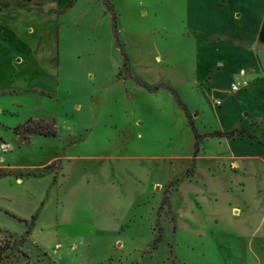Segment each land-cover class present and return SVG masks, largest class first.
<instances>
[{
	"label": "rangeland",
	"instance_id": "374dc122",
	"mask_svg": "<svg viewBox=\"0 0 264 264\" xmlns=\"http://www.w3.org/2000/svg\"><path fill=\"white\" fill-rule=\"evenodd\" d=\"M254 10L0 0V264H264Z\"/></svg>",
	"mask_w": 264,
	"mask_h": 264
},
{
	"label": "crops",
	"instance_id": "0c3cea01",
	"mask_svg": "<svg viewBox=\"0 0 264 264\" xmlns=\"http://www.w3.org/2000/svg\"><path fill=\"white\" fill-rule=\"evenodd\" d=\"M255 6V15L253 16V24L256 27V33L254 37H247V50L248 54L243 53L242 56L238 58L240 65L247 64V67L250 69L253 76H262L264 78V50H256L257 44L264 45V0H263V8H261V4L258 0H254ZM262 11V17H260L259 12ZM244 63V64H243ZM252 226L249 227L247 235L250 238H264V217H262L259 221H254ZM240 233V229L237 231V234ZM251 247V246H250ZM258 251L263 254L262 258H264V246H258ZM252 250V249H251ZM252 252H254L252 250ZM260 264V262H258Z\"/></svg>",
	"mask_w": 264,
	"mask_h": 264
},
{
	"label": "trees",
	"instance_id": "16d2710c",
	"mask_svg": "<svg viewBox=\"0 0 264 264\" xmlns=\"http://www.w3.org/2000/svg\"><path fill=\"white\" fill-rule=\"evenodd\" d=\"M105 4L109 7L110 4L105 1ZM111 10V9H110ZM112 11V10H111ZM113 19H114V15H113ZM176 102L179 103L178 99L176 98ZM180 104V103H179ZM232 134V133H230ZM216 135H218V137H222L224 134H219L216 133ZM198 141H199V136L195 133V144H194V153H196L198 151Z\"/></svg>",
	"mask_w": 264,
	"mask_h": 264
},
{
	"label": "built area",
	"instance_id": "2783aa9c",
	"mask_svg": "<svg viewBox=\"0 0 264 264\" xmlns=\"http://www.w3.org/2000/svg\"><path fill=\"white\" fill-rule=\"evenodd\" d=\"M231 90L234 91V92L237 91L238 90V86H236V85L235 86H232L231 87Z\"/></svg>",
	"mask_w": 264,
	"mask_h": 264
}]
</instances>
